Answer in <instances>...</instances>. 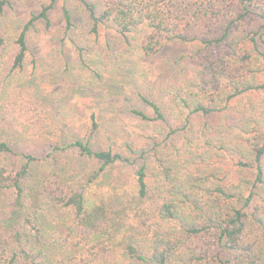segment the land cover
Listing matches in <instances>:
<instances>
[{
    "label": "trees",
    "instance_id": "1",
    "mask_svg": "<svg viewBox=\"0 0 264 264\" xmlns=\"http://www.w3.org/2000/svg\"><path fill=\"white\" fill-rule=\"evenodd\" d=\"M31 1L35 11L11 37L1 30L11 0H0V118L19 129L0 131V194L10 191L14 203L10 213L0 210V264H264V0ZM39 24L52 63L70 53L98 81L96 57L132 54L139 62L169 53L157 89L147 92L144 82L137 90L148 112L122 96L117 113L126 111L134 130L95 145V110L74 127L56 97L20 81L35 65L30 34ZM69 155L99 169L76 186L56 180L28 190L36 166ZM149 164L163 177L152 194ZM111 165L137 167L129 186L146 211L143 243L114 244L113 224L139 214L131 198L112 206L97 187ZM43 194L65 208L74 255L47 253L38 225Z\"/></svg>",
    "mask_w": 264,
    "mask_h": 264
},
{
    "label": "rangeland",
    "instance_id": "2",
    "mask_svg": "<svg viewBox=\"0 0 264 264\" xmlns=\"http://www.w3.org/2000/svg\"><path fill=\"white\" fill-rule=\"evenodd\" d=\"M31 11H35V4L31 0H11V6L5 10L1 17L2 31L4 35H12L17 31L22 21L26 20ZM41 25H37L30 34V46L34 54L35 65L28 64L25 71L19 74V79L30 78L33 83H38L41 90L47 96L56 97L55 104L67 111L68 119L74 121L73 126L85 124L89 111L95 110L102 122L100 131L96 134L95 145L107 147L116 137H121L134 130L135 121L127 116L126 111L120 110V106L125 105L122 96H127L134 106L148 112V108L137 100L136 93L145 82L147 92L149 87L158 86L160 78V65H163L168 52H162L150 60L136 61L135 57L128 54L110 61L104 57H96L94 67L102 72V81L96 80L87 69L79 62L75 61L73 55L68 53L58 55L52 63L48 54V47L45 44L44 35L41 33ZM7 51L0 58V68L4 67L7 59ZM65 56V57H64ZM128 56V57H127ZM30 63V60L28 59ZM122 63H127L129 67H122ZM0 75V98L5 89L6 82ZM148 78L144 79L143 75ZM8 77V76H7ZM10 77V76H9ZM154 77V78H153ZM145 80V81H144ZM5 95H3L4 98ZM51 97H49L51 99ZM112 100H115L114 103ZM128 105V104H126ZM125 109V107H124ZM1 113V112H0ZM53 114V112H52ZM116 116V118H114ZM0 131L5 136H16L19 131L16 127H11L0 118ZM150 164L154 163V158L149 157ZM147 166V178L151 180L150 193H154L161 188L163 177L152 165ZM169 164L176 166V161L171 160ZM136 165H111L101 173L96 186L104 192L109 205L115 206L121 198H131L132 214L139 216L135 222L124 221L115 222L112 232L116 246L125 243H143L149 237L150 228H146L143 223L142 209L143 201L135 195L130 184L134 182V170ZM99 169V163L84 160L78 156H62L55 161L36 166L27 179L28 190H41L45 186H55L58 180L71 186H76L82 177L91 175ZM13 195L10 191L0 194V210L2 213H10L13 210ZM62 206V205H61ZM53 204L52 201L43 196L39 197V227L45 239V248L52 259L68 257L74 255V250L67 245L70 233L65 230V219H67L65 208ZM147 215V220H148ZM150 218V216H149ZM151 222V221H150ZM151 224V223H150ZM125 264H137L133 261H126Z\"/></svg>",
    "mask_w": 264,
    "mask_h": 264
}]
</instances>
